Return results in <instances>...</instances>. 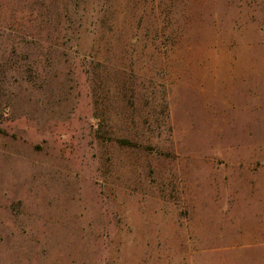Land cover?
I'll use <instances>...</instances> for the list:
<instances>
[{
    "label": "rangeland",
    "instance_id": "obj_1",
    "mask_svg": "<svg viewBox=\"0 0 264 264\" xmlns=\"http://www.w3.org/2000/svg\"><path fill=\"white\" fill-rule=\"evenodd\" d=\"M0 264H264V0H0Z\"/></svg>",
    "mask_w": 264,
    "mask_h": 264
}]
</instances>
